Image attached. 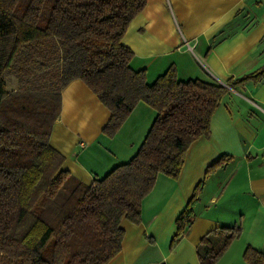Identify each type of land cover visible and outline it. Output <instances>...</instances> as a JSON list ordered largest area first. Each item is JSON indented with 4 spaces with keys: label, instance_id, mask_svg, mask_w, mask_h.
<instances>
[{
    "label": "trees",
    "instance_id": "1",
    "mask_svg": "<svg viewBox=\"0 0 264 264\" xmlns=\"http://www.w3.org/2000/svg\"><path fill=\"white\" fill-rule=\"evenodd\" d=\"M145 4L0 0V264L108 263L121 250L122 221L140 222L142 201L159 174L178 177L186 150L208 136L228 88L264 78V65L226 84L179 80L170 66L148 83L144 69L130 66L133 52L122 43ZM7 76L16 88H8ZM74 79L110 111L102 129L108 137L137 104L155 112L136 152L88 184L62 168L65 157L50 144L61 91ZM200 187L176 218L174 238L192 222ZM240 233L236 224L204 236L201 264H214ZM243 257L264 262V252L249 247Z\"/></svg>",
    "mask_w": 264,
    "mask_h": 264
},
{
    "label": "crops",
    "instance_id": "2",
    "mask_svg": "<svg viewBox=\"0 0 264 264\" xmlns=\"http://www.w3.org/2000/svg\"><path fill=\"white\" fill-rule=\"evenodd\" d=\"M122 43L148 83L170 66L179 80L233 82L264 65V0H146ZM154 114L139 103L108 137L102 129L110 111L74 79L61 91L50 144L64 155L62 168L88 184L136 152ZM200 182L192 222L174 238L176 218ZM236 224L240 235L214 264H251L243 257L247 247L264 252V78L228 88L208 136L186 150L178 177L159 174L140 222L122 221L121 250L106 264H201L204 236Z\"/></svg>",
    "mask_w": 264,
    "mask_h": 264
},
{
    "label": "rangeland",
    "instance_id": "3",
    "mask_svg": "<svg viewBox=\"0 0 264 264\" xmlns=\"http://www.w3.org/2000/svg\"><path fill=\"white\" fill-rule=\"evenodd\" d=\"M6 79H7V85H8V87H10V88H13L14 86H17V84L15 83V81H14V79L12 78V77H6ZM145 106H148V105H146L145 104ZM148 108H150L149 106H148ZM152 109V108H151ZM153 110V109H152ZM137 114V113H136ZM136 116H140V115H135V117L134 118H136ZM139 122H141V120L139 121ZM63 189V187L61 188V190ZM60 190V191H61ZM64 194H66V191L64 190L63 191V193L60 195V197H64Z\"/></svg>",
    "mask_w": 264,
    "mask_h": 264
}]
</instances>
